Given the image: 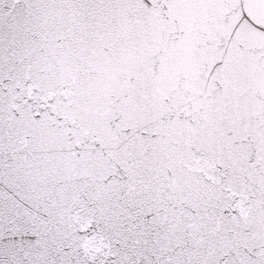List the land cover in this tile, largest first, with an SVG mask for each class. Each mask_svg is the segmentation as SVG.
<instances>
[{"label": "snow or ice", "instance_id": "obj_1", "mask_svg": "<svg viewBox=\"0 0 264 264\" xmlns=\"http://www.w3.org/2000/svg\"><path fill=\"white\" fill-rule=\"evenodd\" d=\"M0 264H264V0H0Z\"/></svg>", "mask_w": 264, "mask_h": 264}]
</instances>
